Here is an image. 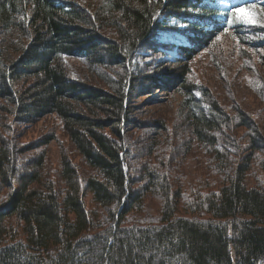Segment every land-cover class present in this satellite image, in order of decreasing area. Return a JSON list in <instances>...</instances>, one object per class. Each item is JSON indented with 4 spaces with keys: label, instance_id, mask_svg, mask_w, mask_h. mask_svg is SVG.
<instances>
[{
    "label": "trees",
    "instance_id": "1",
    "mask_svg": "<svg viewBox=\"0 0 264 264\" xmlns=\"http://www.w3.org/2000/svg\"><path fill=\"white\" fill-rule=\"evenodd\" d=\"M197 9L192 0H0V264H264V127L237 110L235 129L244 132L222 136L231 158L215 161L219 180L204 190L196 184L181 204L172 175L146 162L133 172L132 151H153L138 150L123 132L166 130L133 112L139 89L153 82L133 78L127 93L125 81L116 86L100 74L122 67L127 79L136 47L154 49L159 39L158 13L190 19ZM216 36L191 38L203 43L185 63ZM63 61L87 64L93 82L109 89L72 80ZM196 105L190 96L183 118L212 145V134L233 120L211 102L210 116H195ZM50 115L63 123L74 154H60L47 173L38 152L53 134L27 145L20 139ZM146 194L160 200L157 214L129 222L131 213L145 216ZM203 212L206 221L188 218Z\"/></svg>",
    "mask_w": 264,
    "mask_h": 264
},
{
    "label": "rangeland",
    "instance_id": "2",
    "mask_svg": "<svg viewBox=\"0 0 264 264\" xmlns=\"http://www.w3.org/2000/svg\"><path fill=\"white\" fill-rule=\"evenodd\" d=\"M81 1L85 2V0ZM192 1L195 4L198 2V0ZM234 21L242 25H252L251 30L255 33L252 35L253 39H247L243 34L239 35L234 28L233 31L224 32L213 38L188 63H185L183 59H178V54L167 53L164 49L165 54L155 49L136 47L132 65L126 63L129 70L127 79L122 67H111L109 70L104 69L105 71L100 72L116 86L118 82L124 83L125 81L127 87L125 92L127 93L133 78L143 77L153 82L154 87L147 83L144 84V89H139L137 95L142 93L143 96L136 99V107L133 112L137 113L135 116H138L141 122L147 124L163 122L166 130L161 132L160 129L133 128L131 131H126L124 127L123 132L131 143L135 142L138 145V150L143 145H147L151 146V152L153 151L152 156L148 152L145 154L140 151H132L133 172L146 162L148 166L150 165L158 172L172 175L175 181L180 184L181 204L187 190L195 188L194 186L197 185H200V189L204 190L207 187L203 184L213 188V184L215 185L216 180H219V172L215 171L217 167L215 161L224 156L231 158V155H225L227 153L225 149L230 150L231 146L223 143L222 136H229L230 132L236 131L235 125H238V121L235 122L234 119L237 110L244 112L260 128L264 127V97L261 96L264 92V8L246 11L244 14L236 16ZM165 38L169 39L168 36ZM250 41L254 42L257 47L247 45V42ZM63 63L67 66V76L72 80H78L85 84L92 83L94 87L104 88V90L109 89L107 84L104 85L98 79L95 83L93 82L94 72L89 69L87 64L68 63L67 61H63ZM181 69H183L182 85L177 77ZM167 77L172 79L167 80ZM190 96L196 101V106H199V109H194L195 116L199 114V110L206 117L210 116L211 110H213L211 102L215 103L219 110L233 120L229 129L222 128L221 132L212 134L214 137L212 145L197 140L193 135L192 126L190 124L188 126L183 118L189 107ZM128 98L129 95L126 97L125 105L128 104ZM89 110L85 108L88 113ZM57 120L59 119L54 115L44 117L30 130L25 131L24 136L20 139L22 145H27L43 136L53 134L54 140L38 152L45 155L44 166L47 173L49 170H55L60 154L66 155L67 158L74 154L63 123ZM243 132L244 130L240 129L234 134L238 136ZM235 135L231 137L236 138ZM186 142L191 144L190 150L187 153L184 151L182 153L181 149ZM240 145L242 146V144ZM34 154L36 152H30L26 157H31ZM149 196L151 195L146 194L143 197L145 216L140 217L131 213L127 217L129 222H133V219L141 220V218L157 214V208L161 202L159 199L153 201ZM181 215L183 214L181 213ZM188 218L208 220L204 212L201 216L198 214Z\"/></svg>",
    "mask_w": 264,
    "mask_h": 264
},
{
    "label": "snow or ice",
    "instance_id": "3",
    "mask_svg": "<svg viewBox=\"0 0 264 264\" xmlns=\"http://www.w3.org/2000/svg\"><path fill=\"white\" fill-rule=\"evenodd\" d=\"M221 2H223V0H221ZM246 12L245 9L243 8H238L235 10V12L233 13V15H241V14H244Z\"/></svg>",
    "mask_w": 264,
    "mask_h": 264
}]
</instances>
